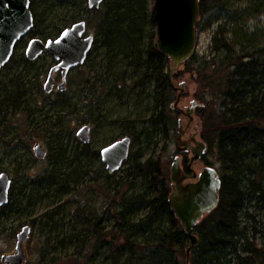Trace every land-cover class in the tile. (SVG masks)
<instances>
[{
    "label": "rangeland",
    "instance_id": "374dc122",
    "mask_svg": "<svg viewBox=\"0 0 264 264\" xmlns=\"http://www.w3.org/2000/svg\"><path fill=\"white\" fill-rule=\"evenodd\" d=\"M33 1L36 25L0 72V173H7L12 180L9 204L13 207L12 212L0 210V264L2 255L15 249L16 233L33 207L38 208L37 216L41 213L44 220L34 230L26 264H87V259L89 264L149 261L156 247L151 241L153 234L129 226L130 241L141 246L132 248L129 244L128 248L115 251L93 236L88 220L99 222V228L110 232L123 195L135 198L133 211L137 216L146 212L154 194L149 189V179L131 169L134 161L146 165L150 159L160 161L171 187L172 162L180 155L177 121L183 120V128H206L205 120L219 111L224 102L227 74L231 72L228 66L232 64L223 63L229 53L224 46L228 44L232 54L264 60V0H219V5L199 14L193 55L196 58L173 75L175 91L170 109L176 113H166L167 127H156L150 122L157 108L154 85L146 77L147 68L131 65L119 48L107 49L94 25L97 15L89 10L88 0ZM211 4L214 6L213 1ZM154 6V0H148L149 17ZM80 20L87 21V35L93 34L99 41L86 63L69 73L65 93L46 96L44 84L54 59L44 54L30 61L25 55L26 47L31 39L55 38ZM154 30L157 36V26ZM147 32L152 33L151 26ZM147 43L145 40L144 48ZM166 65L171 68L172 60L168 58ZM214 74H218L217 78ZM57 79L61 81V76ZM192 102H197L198 108L190 118L187 113ZM85 125L92 128L88 145L91 151H99L126 135L132 138L131 156L119 172L110 175L98 157H87L85 145L76 135ZM37 144L45 147L46 160L36 157ZM214 157L217 158L215 152L211 159L216 162ZM202 167L201 162L195 164L198 171ZM214 167L220 168V163L217 161ZM46 177L53 183L52 193L48 197L35 193V205L26 212L15 210L20 184L44 182ZM64 183L69 191L60 194L56 190ZM262 184L264 187V180ZM45 211L49 214L44 215ZM248 211L264 223L263 203L253 198ZM161 224L151 229H160L164 225ZM125 244L123 238L116 242L117 247ZM174 262L172 259L165 264ZM181 263L187 264V260Z\"/></svg>",
    "mask_w": 264,
    "mask_h": 264
},
{
    "label": "trees",
    "instance_id": "16d2710c",
    "mask_svg": "<svg viewBox=\"0 0 264 264\" xmlns=\"http://www.w3.org/2000/svg\"><path fill=\"white\" fill-rule=\"evenodd\" d=\"M217 5L219 0H200V13L204 15ZM91 11L97 15L94 25L107 49L116 51L119 48L131 65L147 68L146 77L154 85L157 108L150 122L156 127H167L166 113H176L170 109L175 89L166 65L168 58L158 50L155 41L157 21L155 11L151 17L148 15V0H104L99 9ZM149 26L151 34L147 32ZM145 40H148L146 48ZM98 41L96 38L95 44ZM224 47L229 53L223 63H232L228 66L231 68L227 74L228 88L221 109L210 114L202 131L203 139L216 151L222 164L223 183L219 204L195 227L199 242L192 248L189 262L264 264V223L258 222L257 216L248 211L255 194H258L257 201L264 204V188L260 186L264 180V70H259L264 67V60L247 54H232L228 44ZM215 52L219 55V48L216 47ZM217 75L213 76L217 78ZM84 149L88 158L99 156V152L91 151L88 145ZM133 163L131 169L149 179V189L154 194L147 203L146 212L137 216L133 211L135 198L123 195L110 232L99 228V222L93 224L88 220L93 236L103 245L114 247L115 251L128 248L129 244L136 248L141 245L130 241L128 229L129 226L139 228L153 234L151 241L156 244L150 260L143 259L142 264H165L172 259L175 264H184L181 260H187L191 239L170 210L168 195L171 190L160 161L150 159L147 165L138 160ZM136 173L132 176H139ZM9 203L2 211L12 212ZM161 223L164 225L160 229H151ZM122 238L126 244L117 247L116 242ZM85 262L89 264L88 259Z\"/></svg>",
    "mask_w": 264,
    "mask_h": 264
},
{
    "label": "water",
    "instance_id": "95a60500",
    "mask_svg": "<svg viewBox=\"0 0 264 264\" xmlns=\"http://www.w3.org/2000/svg\"><path fill=\"white\" fill-rule=\"evenodd\" d=\"M103 2L104 0H88V8L90 10L99 9ZM154 2L157 46L163 55L172 60L169 78L173 84V75L176 70L193 57L197 47L196 23L200 14V0H154ZM30 5V0H0V72L14 56L17 43L34 28V16ZM87 26L86 20H80L64 29L56 38H50L47 41L33 38L29 42L25 51L28 60L36 61L42 55L49 54L56 62L49 69L44 84L46 93H51L55 86H58L59 91H65L69 73L87 61L95 42L93 34L86 36ZM57 72L61 75L59 84L55 78ZM196 107H198L197 102H192L187 116L191 117ZM178 128L180 134L176 144L178 150L182 151L184 150L182 148V119L179 120ZM76 135L84 145L89 144L92 137L91 126L81 127ZM195 144V147L189 145L194 155L190 165L207 151V145L204 142L195 141ZM130 145L131 138L126 137L102 150L103 162L109 173L121 169L130 155ZM34 153L40 159H45L47 156V151L41 144L35 146ZM187 178L180 166L179 157H175L171 167L172 191L169 195V206L191 239V245L187 249V264H190L192 248L199 242L194 233L195 227L217 207L221 180L217 170L211 167L205 168L199 176L194 173L191 179L197 178L196 182L185 184L184 181ZM11 188L12 180L9 175L4 172L0 173V208L10 202ZM31 232L30 226H25L21 230L17 238L16 253L3 255L2 263H26L27 258L23 245L30 237Z\"/></svg>",
    "mask_w": 264,
    "mask_h": 264
},
{
    "label": "flooded vegetation",
    "instance_id": "af4514ba",
    "mask_svg": "<svg viewBox=\"0 0 264 264\" xmlns=\"http://www.w3.org/2000/svg\"><path fill=\"white\" fill-rule=\"evenodd\" d=\"M30 2H31L30 8H31V10L33 12V16H34V27H35V25H36V16H35L34 9H33V3H34V1L33 0H30ZM23 40L24 39H21V41H19L17 43L16 49L20 45V43H22ZM42 40L43 41H47L48 39H42ZM95 41H96V37H95ZM55 64H56V62L54 61L53 64H52V66L55 65ZM58 75H60L59 72H57L55 74V78H56L57 84H59L61 82V81H58V79H57ZM58 91H59L58 86H55L54 89H53V91L51 93H46V96H51L52 94H55ZM65 91H63V92L59 91V93L63 94V93H65ZM191 117H193V116H191ZM166 129H168V128H166ZM176 129H178V134H180L179 128H176ZM182 131H183V136H182L183 145H182V148L184 150H182V151H179L178 150L180 152V155H178V157H179L180 166L183 169L184 173L188 177L187 179H185L184 183L186 184V183H190V182H196L197 181V178L191 179V176H193L194 173H196L197 176H199L203 172V170L205 168H208V167L214 168V169L217 170V173H218L219 178L221 180V188L219 190V201H220V195H221V189H222V183H223V167H222L221 162L218 160V157L217 158L214 157V158L216 159V162L218 161L220 163V168L217 169V168L214 167V164L216 162H215L214 159H213L214 160L213 161L211 159V157L213 156V153L214 152L216 153V151L214 149L210 148L209 145H208V143L203 139V137H202L203 128H186L185 127V128L182 129ZM126 137L131 138L130 136H127L126 135V136L122 137L121 139L126 138ZM121 139H117V140L113 141L112 143H114L116 141H119ZM195 141H202V142H204L207 145V151L205 152V154L201 155V157L197 161H195L192 165H190L191 159L193 158L194 155H193L192 150L189 148V145L195 147L196 146ZM112 143H110V144H112ZM110 144H108V145H110ZM132 144H133V140L131 138V145H130V150L131 151H132ZM85 145H89V144H85ZM108 145H106V146H108ZM106 146L102 147L97 152H99L98 158L101 160V162H102L103 166L105 167L106 171L109 173V171L107 170L106 164L103 162V158H102V154H101L102 150ZM185 149H187V150H185ZM131 151H130V155H129L128 159L123 163L121 169L123 168L124 164L129 160V158L131 156ZM47 155H48V153H47ZM46 158H47V156H46ZM46 158L45 159H42V160H46ZM199 162H201V164H203V167L200 169V171H198L195 168V164L196 163H199ZM119 171H116L114 173H109V174L110 175H113V174H115V173H117ZM46 172H48V170ZM170 179H171V175H170ZM261 185L263 186L262 183L260 184V186ZM31 188H32V190H31ZM52 188H53V183L49 181L48 177L45 178V181L44 182H42V181H40V182L32 181L29 184L28 183H26V184H20V186H19V194H18V208H19L18 211L20 213L21 212H26L27 209H30L31 206H33V205L36 204V201L34 200L35 193H37V194H43L44 197H48L52 193ZM170 190L172 191V187H170ZM56 191L58 193H60V194H63V193L65 194V193H67L69 191V188L64 183ZM171 191H170V193H171ZM170 193H169V195H170ZM169 195H168V202H169ZM253 196H254V198H256V197H258V194H255ZM250 204H252V202H250ZM22 205L23 206L26 205V206H24V208H23ZM2 209H3V207L0 208V210H2ZM37 210H38L37 207H33V210L32 211H29L28 213H26V219H25V221L20 224L21 230L25 226H30L31 227V230H32V232L30 234V237L28 238V240L23 245V248H24V251H25L27 260H28V247H29V244H32L31 240L33 238L34 230H35L36 226L39 223L40 224L43 223V220H44L43 219L44 217L42 216L41 213H39V215H41V216H39V217L37 216L38 215L37 214ZM48 214H49V212H47V211L44 212V215H48ZM21 230L16 233V238H18V234L21 232ZM16 244H17V241H16ZM14 253H16V246H15V249L13 251L7 253V255H11V254H14ZM3 255H5V254H3ZM3 264H5V263H3Z\"/></svg>",
    "mask_w": 264,
    "mask_h": 264
}]
</instances>
